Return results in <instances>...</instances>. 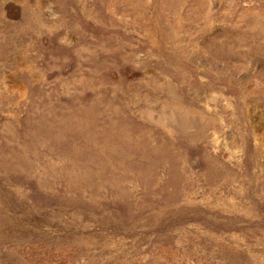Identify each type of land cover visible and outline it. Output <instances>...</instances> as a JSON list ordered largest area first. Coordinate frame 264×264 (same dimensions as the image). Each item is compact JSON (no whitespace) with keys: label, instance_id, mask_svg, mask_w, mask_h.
<instances>
[{"label":"rangeland","instance_id":"obj_1","mask_svg":"<svg viewBox=\"0 0 264 264\" xmlns=\"http://www.w3.org/2000/svg\"><path fill=\"white\" fill-rule=\"evenodd\" d=\"M0 264H264V0H0Z\"/></svg>","mask_w":264,"mask_h":264}]
</instances>
